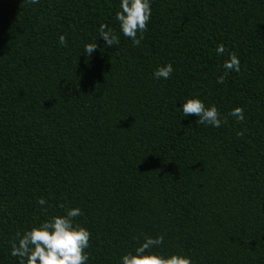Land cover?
Returning <instances> with one entry per match:
<instances>
[{"label": "trees", "instance_id": "trees-1", "mask_svg": "<svg viewBox=\"0 0 264 264\" xmlns=\"http://www.w3.org/2000/svg\"><path fill=\"white\" fill-rule=\"evenodd\" d=\"M119 10L0 0V264H19L17 231L69 207L91 232L88 264H121L145 234L192 264H264V0H151L139 46ZM101 24L119 44L105 46ZM227 51L241 70L219 84ZM167 64L171 77L156 79ZM184 97L227 123L196 124Z\"/></svg>", "mask_w": 264, "mask_h": 264}, {"label": "clouds", "instance_id": "clouds-1", "mask_svg": "<svg viewBox=\"0 0 264 264\" xmlns=\"http://www.w3.org/2000/svg\"><path fill=\"white\" fill-rule=\"evenodd\" d=\"M31 4L39 3V0H29ZM151 0H120V10L115 14V20L119 22L120 31L129 38L135 46H139L148 31V23L151 19ZM99 37L105 41V46L119 44V37L107 24L99 26ZM60 45L67 46L64 35L59 37ZM98 45L86 43L84 53L89 57L97 50ZM218 55H224L226 48L219 44L216 48ZM224 73L217 77V83L223 84L229 72L239 73L240 60L233 51H227V59L222 64ZM174 69L172 64L158 67L154 72L156 79H169ZM182 112L185 116L198 117L196 124L220 127L227 123V118H221V113L215 105L206 106L198 97L182 98ZM244 110L241 107L232 109L228 115L236 118L238 122L244 120ZM237 136H243L238 131ZM37 203L47 205V200L39 198ZM60 208H64L61 204ZM46 212V208H42ZM83 215L79 207H69L63 214L49 216L46 220L33 224L23 233L17 231L10 240V255L19 259V264H88L91 232L76 219ZM133 251H128L121 256V264H192L191 257L183 252H173L167 255L157 251L164 243L163 234L156 237L144 235L143 242H139Z\"/></svg>", "mask_w": 264, "mask_h": 264}]
</instances>
